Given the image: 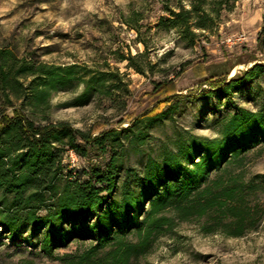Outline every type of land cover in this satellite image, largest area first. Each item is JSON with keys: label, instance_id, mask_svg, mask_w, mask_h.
<instances>
[{"label": "rangeland", "instance_id": "rangeland-1", "mask_svg": "<svg viewBox=\"0 0 264 264\" xmlns=\"http://www.w3.org/2000/svg\"><path fill=\"white\" fill-rule=\"evenodd\" d=\"M191 1L199 0H0V50L10 49L35 66L42 62L61 66L78 63L95 70L118 68L123 75L122 79L107 76L103 91L93 94L87 104L74 103L83 89L74 81L68 89L53 91L48 105L36 106L32 96H8L0 72V115H12L13 108L18 107L37 125L66 120L88 131L93 124L101 123L96 134L124 128L144 113L167 110L152 122L146 118L122 131V143L109 146L103 155L95 149L89 157L71 155V149L64 154V163L79 170L96 160L104 164L115 153L120 181L129 176L138 190L132 170L142 175L149 156L163 161L170 152L180 153L196 140L221 139L224 123L233 113L242 109L258 112L264 107V44L260 35L264 0L200 2L214 19H207V29L193 27L197 35L192 39L176 29L157 26L161 16H169L166 3L178 9L179 4L189 8ZM131 15L138 18L139 31L123 22ZM4 64L9 70L11 62ZM256 64L260 65L258 74L226 96L212 93L175 98L172 103L163 101V81H172L177 93L197 94L202 88H210L206 82L211 76L228 72L230 78L234 72ZM11 68L15 73L19 65ZM30 79L25 78V85ZM141 131L147 132L143 142H133ZM191 155L197 160L194 150ZM188 165L192 167L190 162ZM258 173H264V140L239 156L231 153L209 179L220 175L224 181H244L246 197L264 208V192L250 188L248 183ZM77 175L82 177V170ZM120 193L118 186L114 197ZM11 198L12 193L3 196L0 192V213L7 210ZM53 202L50 198L49 203ZM101 210L83 212L79 222L93 221ZM192 218L176 220L170 230L156 237L151 251L134 264H264V211L255 227L240 236L206 233L202 221ZM69 226L70 222L64 220L32 226L23 217L12 233L0 225V264H66L62 256L81 249L83 240L74 239L51 252L44 250L42 242L47 233Z\"/></svg>", "mask_w": 264, "mask_h": 264}, {"label": "trees", "instance_id": "trees-1", "mask_svg": "<svg viewBox=\"0 0 264 264\" xmlns=\"http://www.w3.org/2000/svg\"><path fill=\"white\" fill-rule=\"evenodd\" d=\"M200 2L206 0L191 1L189 8L179 4L178 9L166 3L169 16H161L157 26L176 29L192 39L197 35L193 27L207 29L210 27L207 19H214ZM124 19L123 22L139 31L138 18L131 15L130 19ZM260 35L264 44V22ZM0 60H3L0 72L5 93L15 97L22 94L23 98L32 96L36 106L48 105L53 91L68 89L74 81L83 85L74 103L87 104L93 94L103 91L107 76L115 79L123 76L118 68L95 70L78 63L61 66L42 62L35 66L10 49L0 50ZM9 61L10 69L6 70L4 63ZM16 64L19 70L12 73L11 67ZM259 67L256 64L230 78L228 72L211 76L206 82L210 88H202L197 94L177 93L172 81H163L161 86L166 90L163 101L172 103L175 98L192 99L212 93L226 96L247 84L258 74ZM28 76L31 79L25 85ZM165 113L167 110L144 113L124 128H110L96 134L94 131L101 123L86 131L66 120L37 125L18 107L13 108L12 115L2 113L0 192L3 196L12 193V198L7 210H1L0 225L12 233L22 217L32 226L69 221L68 228L47 233L42 242L44 250L51 252L74 239L83 240L81 249L62 256L66 264H134L151 251L156 237L170 230L176 220L191 221L193 216L202 221L201 228L206 233L240 236L254 228L264 208L246 197L247 183L224 181L220 175L209 179V175L221 169L231 153L239 156L264 140V107L258 112L242 109L233 113L224 123L221 139L196 140L193 145L186 144L180 153L170 152L163 161L149 156L142 175L132 170L138 190L133 188L129 176L120 181L119 158L115 153L104 164L96 160L79 170L64 163L68 149L84 157H89L92 149L103 155L109 146L121 142L122 131L132 129L146 118L152 122ZM146 136L147 132L141 131L133 142L142 143ZM192 150L197 160L192 158ZM81 170L82 177L76 176ZM248 183L250 188L264 192V173L256 174ZM118 186L121 193L116 198L114 192ZM50 198H54L52 204ZM97 208L102 210L93 221L79 222L83 212ZM43 210L45 213L41 214ZM168 210L172 211L171 215L167 214Z\"/></svg>", "mask_w": 264, "mask_h": 264}, {"label": "built area", "instance_id": "built-area-1", "mask_svg": "<svg viewBox=\"0 0 264 264\" xmlns=\"http://www.w3.org/2000/svg\"><path fill=\"white\" fill-rule=\"evenodd\" d=\"M70 152H71V155L76 154V152L74 150H71ZM72 160H74V158H72Z\"/></svg>", "mask_w": 264, "mask_h": 264}, {"label": "water", "instance_id": "water-1", "mask_svg": "<svg viewBox=\"0 0 264 264\" xmlns=\"http://www.w3.org/2000/svg\"><path fill=\"white\" fill-rule=\"evenodd\" d=\"M234 74H235V72H234L231 76H233ZM231 76H230V77H231Z\"/></svg>", "mask_w": 264, "mask_h": 264}]
</instances>
